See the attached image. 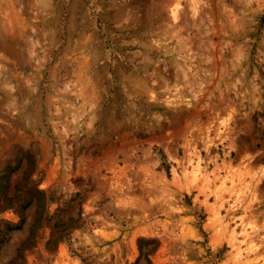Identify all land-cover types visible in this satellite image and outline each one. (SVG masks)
<instances>
[{"label": "rangeland", "instance_id": "1", "mask_svg": "<svg viewBox=\"0 0 264 264\" xmlns=\"http://www.w3.org/2000/svg\"><path fill=\"white\" fill-rule=\"evenodd\" d=\"M0 264H264V0H0Z\"/></svg>", "mask_w": 264, "mask_h": 264}]
</instances>
